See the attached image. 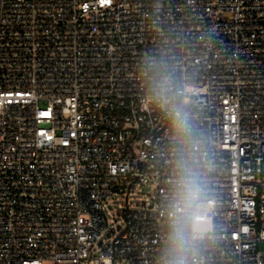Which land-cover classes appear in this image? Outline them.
<instances>
[{
    "label": "built area",
    "instance_id": "1",
    "mask_svg": "<svg viewBox=\"0 0 264 264\" xmlns=\"http://www.w3.org/2000/svg\"><path fill=\"white\" fill-rule=\"evenodd\" d=\"M148 57L190 90L210 165L195 264H264V0H0V264H158L173 145Z\"/></svg>",
    "mask_w": 264,
    "mask_h": 264
},
{
    "label": "clouds",
    "instance_id": "2",
    "mask_svg": "<svg viewBox=\"0 0 264 264\" xmlns=\"http://www.w3.org/2000/svg\"><path fill=\"white\" fill-rule=\"evenodd\" d=\"M141 77L146 103L166 115L173 145V178L158 264H195L211 229L207 205L201 201L210 165L203 162V140L194 117L184 108L190 90L175 91L178 84L169 66L152 57L144 60Z\"/></svg>",
    "mask_w": 264,
    "mask_h": 264
},
{
    "label": "rangeland",
    "instance_id": "3",
    "mask_svg": "<svg viewBox=\"0 0 264 264\" xmlns=\"http://www.w3.org/2000/svg\"><path fill=\"white\" fill-rule=\"evenodd\" d=\"M155 194V185L152 182L143 183L140 187V190L133 192L129 196L130 209H141L146 203L150 202L151 195ZM109 209H107V220L109 225L114 226H124L123 212L126 209L124 199L120 198L118 195H113L108 201ZM260 249L264 251V242L260 244ZM88 264H92L89 262ZM121 264H126L125 260Z\"/></svg>",
    "mask_w": 264,
    "mask_h": 264
},
{
    "label": "snow or ice",
    "instance_id": "4",
    "mask_svg": "<svg viewBox=\"0 0 264 264\" xmlns=\"http://www.w3.org/2000/svg\"><path fill=\"white\" fill-rule=\"evenodd\" d=\"M102 2H103V0H102Z\"/></svg>",
    "mask_w": 264,
    "mask_h": 264
}]
</instances>
